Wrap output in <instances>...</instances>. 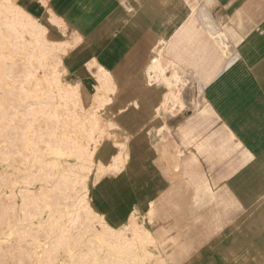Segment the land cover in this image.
I'll return each instance as SVG.
<instances>
[{
	"label": "crops",
	"instance_id": "0c3cea01",
	"mask_svg": "<svg viewBox=\"0 0 264 264\" xmlns=\"http://www.w3.org/2000/svg\"><path fill=\"white\" fill-rule=\"evenodd\" d=\"M28 16L44 26L66 27L78 47L91 48L82 78H93L86 70L90 64L123 73L113 102L123 101L118 91L128 88L136 98L149 92L143 108L127 111L122 105L111 112L114 133L104 145L115 153L106 161L100 144L95 160L107 173L121 172L132 141L157 155L161 187L147 211L153 215L147 238L155 244L157 263L264 264V0H73L65 16L52 18L48 8L40 18ZM155 64L163 68L161 78L148 83ZM206 109L230 128L226 141L247 158L246 172L201 165L203 154L222 158L230 152L225 138L217 143L215 134L199 133L191 112L202 115ZM143 161L141 155L137 164L143 167ZM140 216L136 206L119 229L104 225L110 247L131 228L141 237ZM124 254L123 264H131L130 253Z\"/></svg>",
	"mask_w": 264,
	"mask_h": 264
},
{
	"label": "rangeland",
	"instance_id": "374dc122",
	"mask_svg": "<svg viewBox=\"0 0 264 264\" xmlns=\"http://www.w3.org/2000/svg\"><path fill=\"white\" fill-rule=\"evenodd\" d=\"M9 2L0 0V264H123L124 253L129 251L131 264H158L155 244L147 238L153 218L148 204L161 187L155 169L157 155L132 141L134 148L121 172L107 173L95 160L100 144L106 161L115 153L104 145L114 133L112 113L122 105H128L127 111L143 108L149 92L136 98L133 89L118 91L123 101L114 99L111 111L99 108L97 97L108 95L107 88L94 75L86 78L87 83L74 77L77 73L86 77L83 63L92 54L91 48L78 47L77 39L69 38L62 25L44 22V26L28 16L40 18L47 8L52 18L65 16L73 0H45L47 6L41 0ZM115 74L118 85L123 73ZM89 86L94 89L90 93ZM162 113L163 121L168 120L166 111ZM191 115L201 135L215 134L217 143L226 141L230 128L222 126L215 110ZM140 121L145 123L147 117L141 116ZM224 144L230 147L225 157L203 154L201 165L239 167V174L246 172L247 158L238 154L241 149L233 142ZM141 155L143 167L137 164ZM136 206L142 213L144 233L140 237L138 229H129L126 239L112 242L113 249L104 225L119 229L118 223ZM113 210L119 211L118 218L110 215ZM119 240H129V246ZM147 251L151 257H146Z\"/></svg>",
	"mask_w": 264,
	"mask_h": 264
},
{
	"label": "bare ground",
	"instance_id": "6f19581e",
	"mask_svg": "<svg viewBox=\"0 0 264 264\" xmlns=\"http://www.w3.org/2000/svg\"><path fill=\"white\" fill-rule=\"evenodd\" d=\"M6 1H8V3H10L9 1H11V0H6ZM14 3V2H13ZM120 3H121V1H120ZM208 3V2H207ZM15 4V3H14ZM11 6V5H10ZM2 9V8H1ZM4 9H5V7H4ZM11 10V9H10ZM3 12V11H2ZM30 18V17H29ZM32 21V20H31ZM35 21H37V20H35ZM50 22V21H49ZM32 23V22H31ZM33 24V23H32ZM38 25V24H37ZM43 25V24H42ZM30 26V25H29ZM43 27V26H42ZM34 28V27H33ZM67 30V28L65 27V31ZM34 32V31H33ZM66 34H68V36H69V38L71 37V35H72V33H66ZM43 36V35H42ZM34 37H36V36H34ZM79 37V36H78ZM45 38H46V36H45ZM80 39V38H79ZM39 40V39H38ZM44 42V41H43ZM68 42V41H67ZM64 43V42H63ZM71 45V44H70ZM73 45V44H72ZM63 46V45H62ZM75 46V45H74ZM55 48V47H54ZM66 48V47H65ZM56 49V48H55ZM54 50V49H53ZM60 51V50H59ZM61 61H62V58H61ZM59 62V61H58ZM99 65V64H98ZM157 67V68H156ZM86 70H87V72H90L91 74L90 75H94L97 79H98V81H99V84H100V86L103 88H107V91L109 92L108 93V95H101V96H99V97H97L98 99L96 100V102H97V104H98V107L99 108H106V107H109L112 103H113V95H114V93L116 92V86H117V76H116V74H113V73H111L110 71H108L107 69H105L104 67H102V66H97V65H94V64H90V65H88V67L86 68ZM32 71V70H31ZM162 71H163V68L161 67V64H155L153 67H151L150 69H149V71H148V79H147V81H148V83H150L151 81L153 82V79L155 78V76L156 77H158V78H161V74H162ZM171 72H173L175 75H176V69H171L170 70ZM169 71V72H170ZM168 73V72H167ZM172 73V74H173ZM78 75V74H77ZM79 76H81V77H77V79H80L81 81H83V83H87V82H85L86 81V78H82V74L80 73L79 74ZM169 76V75H168ZM95 78V79H96ZM168 78V77H167ZM170 78V77H169ZM34 79V78H33ZM165 80V79H164ZM177 80V79H176ZM179 80V79H178ZM35 85V84H34ZM164 85H165V83H164ZM77 86V85H76ZM166 86V85H165ZM78 87V86H77ZM29 88V87H28ZM88 88V93H90V92H92L94 89H93V87H87ZM98 89V88H97ZM173 89V88H172ZM100 90V89H99ZM66 92V91H65ZM64 93V92H63ZM99 93V92H98ZM102 93V92H101ZM100 93V94H101ZM106 93V92H105ZM69 94V93H68ZM174 97V96H173ZM74 100V99H73ZM179 101V99L177 100V97H174V102H178ZM99 108H98V110H99ZM174 108V107H173ZM96 109H97V107H96ZM55 110V109H54ZM99 112V111H98ZM139 113V112H138ZM137 113V114H138ZM172 114V113H171ZM143 115V114H142ZM52 116V115H51ZM60 116V115H59ZM69 116H70V114H69ZM85 116V115H84ZM106 116V115H105ZM128 116V115H127ZM126 116V117H127ZM136 116V115H135ZM138 116V115H137ZM86 117V116H85ZM92 117V116H91ZM55 118V117H54ZM71 119H72V117H71ZM76 119V118H75ZM87 119V118H86ZM90 119V118H89ZM109 123V122H108ZM155 124V123H154ZM77 126V125H76ZM109 126V125H108ZM69 127V126H68ZM70 129V128H69ZM80 129H81V127H80ZM97 129V128H96ZM72 130V129H71ZM140 130V129H139ZM138 130V131H139ZM76 131V130H75ZM79 131V130H78ZM91 131H93V130H91ZM136 131V130H135ZM70 132H72V131H70ZM83 132V131H82ZM89 131H87V133H88ZM145 132V131H144ZM79 133V132H78ZM78 133H77V135H78ZM102 133V132H101ZM84 134V133H83ZM110 134V133H109ZM69 135V134H68ZM87 135V134H86ZM76 136V135H75ZM91 136V135H90ZM125 136V135H124ZM68 137V136H67ZM69 137H70V135H69ZM74 137V136H73ZM80 137V136H79ZM82 137H84V136H82ZM87 137V136H86ZM85 137V138H86ZM129 137V136H128ZM63 138V137H62ZM84 138V139H85ZM92 138H93V136H92ZM73 139V138H72ZM82 139V138H81ZM88 139V138H87ZM64 140V139H63ZM80 140V139H79ZM92 140V139H91ZM61 141H62V139H61ZM68 141V140H67ZM96 141V140H95ZM49 142V141H48ZM52 142H53V140H52ZM63 142V141H62ZM65 142V141H64ZM83 142V141H82ZM86 142V141H85ZM69 143V142H68ZM79 143V142H78ZM95 143V142H94ZM60 144V143H59ZM65 144H67V143H65ZM74 144V147H76L75 145V143H73ZM53 145V144H52ZM69 146H71L70 145V143L68 144ZM95 145V144H94ZM93 144H92V146H94ZM56 146V145H55ZM62 146V145H61ZM3 147V146H2ZM47 147V146H46ZM50 147V146H49ZM65 147V146H64ZM86 147V146H85ZM54 148V147H53ZM57 148V147H56ZM55 148V149H56ZM89 148V147H88ZM62 149V148H61ZM69 149V148H68ZM70 149H72L73 150V148H70ZM85 149V148H84ZM87 149V148H86ZM92 149V148H91ZM96 149V148H95ZM67 150V149H66ZM76 150H78L77 148H75V152H76ZM35 151V150H34ZM49 151V150H48ZM51 151V150H50ZM63 151H65V150H63ZM47 152V151H46ZM79 152V151H78ZM90 152V151H89ZM69 153V152H68ZM72 153H73V151H72ZM10 155H11V153H9ZM55 154V153H54ZM6 155V154H5ZM2 157V156H1ZM60 157V156H59ZM76 157V156H75ZM80 157V156H79ZM41 158V157H40ZM8 161V160H7ZM14 162V161H13ZM60 162V161H59ZM2 163V162H1ZM82 163V162H81ZM42 165V164H41ZM45 165V164H44ZM55 165V164H54ZM63 165V164H62ZM80 165V164H79ZM53 167V166H52ZM80 167V166H79ZM12 168V167H11ZM43 170H45V169H43ZM56 170V169H55ZM65 170V169H64ZM16 171V170H15ZM47 171H48V169H47ZM68 171H69V169H68ZM43 172V171H42ZM52 173V172H51ZM42 174V173H41ZM55 174H57V173H55ZM47 175V174H46ZM53 175V174H52ZM48 176V175H47ZM67 176V175H66ZM44 180V179H43ZM64 180V179H63ZM75 183V182H74ZM78 212V211H77ZM90 228V227H89ZM109 232V231H108ZM107 234H109V233H107ZM113 235V234H112ZM118 236V235H117ZM117 238V237H116ZM109 239V238H108ZM116 240V239H115ZM118 240V239H117ZM132 240V239H131ZM120 242H121V240H119ZM125 241V240H124ZM129 241V240H128ZM137 241V240H136ZM135 241V242H136ZM107 242V241H106ZM122 243V242H121ZM111 244H113V243H111ZM135 245H136V243H134ZM139 246V245H138ZM118 247V246H117ZM131 247V246H130ZM124 249V248H123ZM130 252V251H129ZM82 259H83V257H82ZM120 259V258H119ZM82 263H83V261H82ZM107 263V262H106ZM105 263V264H106ZM84 264V263H83Z\"/></svg>",
	"mask_w": 264,
	"mask_h": 264
}]
</instances>
